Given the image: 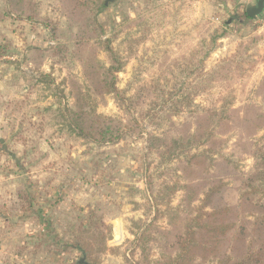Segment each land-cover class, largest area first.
Listing matches in <instances>:
<instances>
[{"label": "rangeland", "instance_id": "obj_1", "mask_svg": "<svg viewBox=\"0 0 264 264\" xmlns=\"http://www.w3.org/2000/svg\"><path fill=\"white\" fill-rule=\"evenodd\" d=\"M257 1L0 0V264H81L78 237L91 264H175L203 208L240 203L264 138V14L246 15ZM107 48L123 65L119 96L105 87ZM77 99L129 135L97 148L78 137L65 111ZM214 108L230 119L192 163L148 151L146 134L196 135Z\"/></svg>", "mask_w": 264, "mask_h": 264}, {"label": "trees", "instance_id": "obj_2", "mask_svg": "<svg viewBox=\"0 0 264 264\" xmlns=\"http://www.w3.org/2000/svg\"><path fill=\"white\" fill-rule=\"evenodd\" d=\"M105 4L102 3L99 8L104 9ZM107 51L112 55L114 64L107 69L108 77L105 84L108 94H119L116 83V74L121 72L123 65L118 63L117 57L112 48H107ZM120 63V62H119ZM47 76H44L46 78ZM215 78L210 80L205 77L206 82L203 92L207 91L208 82L212 83ZM78 101V102H77ZM76 101L77 110H65L70 113V127L78 137L85 139L92 143L96 148L102 146L116 145L125 136L129 135L122 122L108 117L99 116L93 106L88 108L87 104ZM208 124L202 130L198 128L196 135H192L188 131V136L184 139H171L169 142L156 134H146L148 151H153L155 147L161 145L166 148L164 155H169V161L181 159L185 157L189 163L198 159L200 155H191L194 150L204 149L206 144L211 142L214 137L215 128L224 121L229 120L228 108L212 109L205 112ZM86 122L88 126H86ZM202 123V122H201ZM202 130V131H200ZM143 135V133H142ZM161 149V148H160ZM159 149V151H160ZM205 154V153H202ZM163 155V156H164ZM205 157V155H204ZM253 159L255 161V169L251 175L246 178V187L248 191L242 194L240 203L234 206L216 208L209 212L204 208L198 214V218L194 220L193 224L187 227L185 240L181 244L182 255L176 260L175 264H188V262H181L183 256H189L195 250H202L205 255H213L218 264H264V138L256 145ZM149 169V166L146 168ZM150 182L146 181L148 188ZM218 188L210 189L206 195V200L211 201L214 196L218 194ZM257 200H255V197ZM208 201V202H209ZM252 210L254 213L236 223L227 222V218L236 216L240 219L242 214L246 213V209ZM93 212V219L91 220L90 229L94 234H102L101 225H104L101 219L105 213V208L96 206ZM99 217V218H97ZM252 220V221H248ZM82 225L79 229L82 230ZM200 231V239L197 238L195 229ZM222 242H225V251L220 253ZM71 247L82 254V258L88 264V251L81 242L76 238L75 243ZM220 255V256H218ZM185 261V260H184ZM207 261V258H205ZM172 264V262H171Z\"/></svg>", "mask_w": 264, "mask_h": 264}, {"label": "water", "instance_id": "obj_3", "mask_svg": "<svg viewBox=\"0 0 264 264\" xmlns=\"http://www.w3.org/2000/svg\"><path fill=\"white\" fill-rule=\"evenodd\" d=\"M264 14V0H258L256 4H248L246 8V15L252 20L259 19ZM114 239L119 241L121 236L119 234L114 235ZM81 264H88L84 258L81 259Z\"/></svg>", "mask_w": 264, "mask_h": 264}]
</instances>
